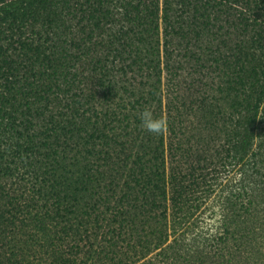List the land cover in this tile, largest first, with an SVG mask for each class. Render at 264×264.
<instances>
[{
    "label": "trees",
    "instance_id": "obj_1",
    "mask_svg": "<svg viewBox=\"0 0 264 264\" xmlns=\"http://www.w3.org/2000/svg\"><path fill=\"white\" fill-rule=\"evenodd\" d=\"M0 264H264V0H0Z\"/></svg>",
    "mask_w": 264,
    "mask_h": 264
},
{
    "label": "clouds",
    "instance_id": "obj_2",
    "mask_svg": "<svg viewBox=\"0 0 264 264\" xmlns=\"http://www.w3.org/2000/svg\"><path fill=\"white\" fill-rule=\"evenodd\" d=\"M141 126L151 134L163 135L168 130L167 118L163 115L154 117L151 109L144 108L139 113Z\"/></svg>",
    "mask_w": 264,
    "mask_h": 264
},
{
    "label": "rangeland",
    "instance_id": "obj_3",
    "mask_svg": "<svg viewBox=\"0 0 264 264\" xmlns=\"http://www.w3.org/2000/svg\"><path fill=\"white\" fill-rule=\"evenodd\" d=\"M197 92V91H196ZM194 93V92H193Z\"/></svg>",
    "mask_w": 264,
    "mask_h": 264
}]
</instances>
